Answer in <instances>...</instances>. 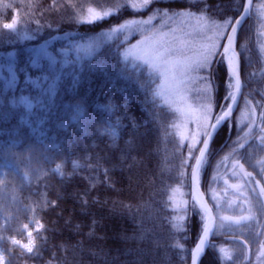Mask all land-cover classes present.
Returning a JSON list of instances; mask_svg holds the SVG:
<instances>
[{
  "label": "trees",
  "instance_id": "trees-1",
  "mask_svg": "<svg viewBox=\"0 0 264 264\" xmlns=\"http://www.w3.org/2000/svg\"><path fill=\"white\" fill-rule=\"evenodd\" d=\"M128 1L0 0V131L15 141L0 183V204L11 216L0 233L7 264H182L168 205L180 167L177 145L165 140L171 114L151 101L146 75L124 66L121 39L89 53L78 48L143 18L146 10ZM215 3L232 16L244 0ZM91 9L111 15L90 22ZM76 105L85 109L80 122L73 121ZM105 116L118 121L117 141L103 133ZM161 157L165 210L153 171ZM28 207L44 225L33 253L6 237L23 234ZM201 264L220 261L207 256Z\"/></svg>",
  "mask_w": 264,
  "mask_h": 264
},
{
  "label": "rangeland",
  "instance_id": "rangeland-1",
  "mask_svg": "<svg viewBox=\"0 0 264 264\" xmlns=\"http://www.w3.org/2000/svg\"><path fill=\"white\" fill-rule=\"evenodd\" d=\"M128 2L136 9L146 10L143 18H134L116 25L113 29L103 32L99 40L81 43L78 48L89 53L95 45L102 47L114 39L125 42L121 59L124 66L137 68L146 75L147 83L143 84V88L149 91L151 101L159 102L171 114V123L167 133L165 132V140L173 141L177 145L179 158H183L179 159L181 171L189 162L188 157H194L197 153L212 125L218 104L222 100L219 98L234 89L233 80L228 78V75L222 78L220 74V70L226 69L221 54L226 47L234 20L241 11L237 7L239 10L236 14L229 16L227 11L214 7L217 5L215 0H149L147 4L145 0ZM160 2H167L175 9L152 8ZM110 15V12L91 9L87 13L86 20L97 22ZM254 16L257 22L253 23V35L257 39L251 40V43L248 39L249 46H246L248 23H245L241 51L246 57V70L256 75V79H260L264 77V0L256 1L252 18ZM256 26L261 34L256 33ZM250 49L257 53L258 60L251 55ZM249 62L255 63L256 66H250ZM100 66L105 68L102 64ZM1 73L0 66V76ZM253 100L251 105L259 110L264 102V86L260 89L258 97ZM104 109L107 114L112 113L111 107ZM74 113L73 121L80 122L85 117L84 106L76 105ZM103 121V133L117 141L120 137L118 121L106 116L103 117ZM0 134L5 135L0 136L1 183L6 177L8 168L13 166L7 158V153L15 141L9 137V132L0 131ZM58 170L61 172V167H58ZM176 173L179 175L175 176V183L170 193L171 200L176 204L175 210L179 213L181 207L189 204L190 200L188 188L176 184L185 177V173L178 171ZM3 194L16 201L12 191L3 190ZM27 209L28 221L21 229L23 234H7L6 237L12 244L28 253H33L36 238L43 232L44 225L33 208ZM10 221L8 208L0 204V233L3 235L10 226ZM262 239L264 236L257 238L259 243ZM221 250V264H244L246 257L244 250L226 244L222 245ZM261 250L262 247H258L255 253L256 261L261 258ZM7 261L5 249L0 244V264H7Z\"/></svg>",
  "mask_w": 264,
  "mask_h": 264
},
{
  "label": "flooded vegetation",
  "instance_id": "flooded-vegetation-1",
  "mask_svg": "<svg viewBox=\"0 0 264 264\" xmlns=\"http://www.w3.org/2000/svg\"><path fill=\"white\" fill-rule=\"evenodd\" d=\"M255 22H257L255 16L245 22L248 23L246 46H249L248 39L250 43L251 40L257 39L253 35ZM246 28L244 25L238 35L243 79L242 97L235 113L216 134L199 167V186L212 209L216 222L215 232L204 258L215 257L220 264L223 244L244 250L246 255L244 264H264V239L260 240V243L257 240L260 236H264V102L259 110L251 105L264 86V77L256 79V75L246 70V57L241 51L242 34ZM255 29L256 33L261 34L257 26ZM249 51L255 57L254 59L258 60L257 53H254L252 49ZM249 65L256 66L255 63L250 64V62ZM234 94V89H231L224 97H218L219 100L222 99L218 104V111L197 153L194 157H188L189 162L181 171V167L178 168V172H184L185 177L178 182L180 184H176L185 189L188 188L190 201L189 204L181 207L179 213L175 210V201L169 200L168 205L173 218L172 225L176 231L178 254L184 258L182 264L191 263L193 250L204 231L207 220L206 211L196 201L192 192L193 169L212 126L228 109ZM164 160L165 157H161V162L157 168H153V171L158 172L160 177L159 200L165 210L167 192ZM228 216L244 218V220L231 221L227 219ZM233 237L246 242L237 241ZM258 247H262L261 258L256 261L255 253ZM249 250L251 259L247 261Z\"/></svg>",
  "mask_w": 264,
  "mask_h": 264
},
{
  "label": "water",
  "instance_id": "water-1",
  "mask_svg": "<svg viewBox=\"0 0 264 264\" xmlns=\"http://www.w3.org/2000/svg\"><path fill=\"white\" fill-rule=\"evenodd\" d=\"M254 4L255 0H245L244 2V7L241 12V14L234 20V23L231 27V30L228 34L227 37V42H226V47L222 51L221 56L224 57V62L226 65V69L228 72V75L230 78L233 79L235 83V96L233 101L231 102L230 106L228 109L220 116V118L214 123L212 126L209 135L207 136L205 142L202 145V148L199 152L197 161L195 163L193 173H192V178H193V185H192V192L194 195V198L196 201L199 203V205L206 211L207 213V220H206V225L204 227V231L196 244L192 257H191V263L190 264H201L204 255L206 253L207 247L209 245V242L211 238L213 237V234L215 232V227H216V222L215 218L213 216V212L211 207L209 206V203L205 199L200 186H199V167L201 163L204 160V157L207 155L208 150L218 133V131L223 127V125L229 120V118L235 113L237 110V107L239 105L240 99L242 97L243 93V79H242V64H241V57L240 53L238 51V35L245 24V22L253 16V9H254ZM231 51H234L236 56H237V63L235 65H231L229 63V55ZM202 153V154H201ZM228 220L231 221H239V220H244V218H235L233 216H228ZM207 233V234H205ZM233 239L240 241L242 239L233 237ZM246 242L245 240H242ZM251 259V251L249 250V254L247 257V261H250Z\"/></svg>",
  "mask_w": 264,
  "mask_h": 264
},
{
  "label": "bare ground",
  "instance_id": "bare-ground-1",
  "mask_svg": "<svg viewBox=\"0 0 264 264\" xmlns=\"http://www.w3.org/2000/svg\"><path fill=\"white\" fill-rule=\"evenodd\" d=\"M237 61L238 60H237V56H236L235 52L234 51H231V53L229 55V63L231 65H235L237 63Z\"/></svg>",
  "mask_w": 264,
  "mask_h": 264
},
{
  "label": "snow or ice",
  "instance_id": "snow-or-ice-1",
  "mask_svg": "<svg viewBox=\"0 0 264 264\" xmlns=\"http://www.w3.org/2000/svg\"><path fill=\"white\" fill-rule=\"evenodd\" d=\"M149 2V0H145V4H147ZM14 24H15V21H13L12 23H5L4 25H3V27L5 28V29H12L13 28V26H14ZM205 63H206V61H205ZM189 151H191V149H189ZM202 154V153H201ZM205 234H207V233H205Z\"/></svg>",
  "mask_w": 264,
  "mask_h": 264
}]
</instances>
